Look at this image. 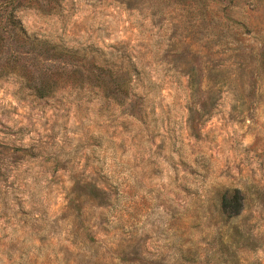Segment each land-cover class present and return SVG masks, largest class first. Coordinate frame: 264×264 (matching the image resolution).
Returning a JSON list of instances; mask_svg holds the SVG:
<instances>
[{
    "label": "rangeland",
    "instance_id": "rangeland-1",
    "mask_svg": "<svg viewBox=\"0 0 264 264\" xmlns=\"http://www.w3.org/2000/svg\"><path fill=\"white\" fill-rule=\"evenodd\" d=\"M0 264H264V0H0Z\"/></svg>",
    "mask_w": 264,
    "mask_h": 264
},
{
    "label": "trees",
    "instance_id": "trees-1",
    "mask_svg": "<svg viewBox=\"0 0 264 264\" xmlns=\"http://www.w3.org/2000/svg\"><path fill=\"white\" fill-rule=\"evenodd\" d=\"M97 69H99V71L102 72L103 74L107 73L106 70L98 66ZM109 75L110 74H108V76ZM96 80L99 83L98 85L99 87H103V88L105 87L104 86L105 81L103 80V78L97 77ZM110 80L111 83L112 82L114 83L116 81L112 76ZM118 84L115 86L122 92H127V90L129 89V85H131L127 83L126 80L122 81L119 85ZM40 95L45 96L46 91L44 92V89H41ZM220 208H221V212L226 213L229 216L239 215L244 208V202H243V196L241 194V190L238 188H235L233 190H226L223 196L221 197Z\"/></svg>",
    "mask_w": 264,
    "mask_h": 264
}]
</instances>
